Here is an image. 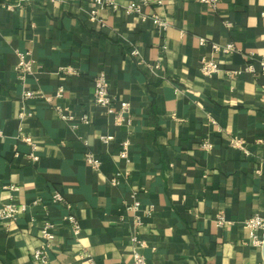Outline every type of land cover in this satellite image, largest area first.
<instances>
[{"label":"crops","instance_id":"1","mask_svg":"<svg viewBox=\"0 0 264 264\" xmlns=\"http://www.w3.org/2000/svg\"><path fill=\"white\" fill-rule=\"evenodd\" d=\"M117 1L114 10L93 0H0V205L12 196L27 205L0 218V264H133L135 248L148 264H261L245 220L264 214V74L244 67L247 54L264 55V0H219L216 9ZM133 1L139 10L127 8ZM229 41L238 52L214 50ZM21 53L33 72L18 70ZM203 57L220 70L204 74ZM101 72L116 110L130 103L124 121L95 102ZM27 90L40 96L24 98ZM135 197L139 225L127 208ZM48 220L55 238L42 262L35 251Z\"/></svg>","mask_w":264,"mask_h":264},{"label":"built area","instance_id":"2","mask_svg":"<svg viewBox=\"0 0 264 264\" xmlns=\"http://www.w3.org/2000/svg\"><path fill=\"white\" fill-rule=\"evenodd\" d=\"M100 6H111L114 10H116L119 7V3L117 0H93ZM201 2H205L209 4L212 8L216 9L219 0H199ZM141 7V3L138 1H133L127 5V8L129 10H139ZM154 20L159 23L160 25L167 26L168 22L164 18L160 16H154ZM206 41V38H202V42L204 43ZM213 48L215 51H222L225 53H234L238 52L239 49L237 48L236 44L232 41L226 42V43H220V42H214ZM133 53L138 54L139 50L136 48L133 49ZM247 64L244 67L245 71L257 73L260 72L264 74V55L257 57L254 54H247ZM201 71L204 74L210 75L218 70H220L219 62L212 58L207 59L205 57L202 58L201 62ZM156 67H160V64H156ZM18 70L23 74H28L33 72V65L32 60L29 59L25 53L20 54V60L17 65ZM232 72L238 74L241 72V70H233ZM95 82V102L98 105H102L106 107L107 112L114 113L116 116V120L118 121H124L126 118V114L130 112V103L128 101H122L121 102V108L119 111L116 110L114 107L115 98L112 95L110 91V83L106 77V75L101 72L97 74L94 78ZM58 96H62L64 94V87L60 86L56 92ZM24 98L33 97V96H40L39 93L27 90L23 94ZM56 109L59 112V115L63 119L72 120L74 118L73 115L68 113L66 111V107L58 104L56 105ZM83 121L88 122L89 118L87 115H83L81 117ZM129 120V119H128ZM20 137L34 145V142L28 134L23 132L22 127L20 128ZM2 134V130H0V135ZM101 138L104 141H110L114 138V134L112 133H103L101 135ZM129 145L130 140L126 139L122 142V149L121 154L123 157L128 158V151H129ZM30 156L34 159H38V155H36L34 152L30 153ZM86 159L87 161L92 164L94 167H99L101 165V160L99 157L95 155L94 152L88 151L86 153ZM12 189H18L19 187L15 184L10 185ZM53 198L55 201H64V196L61 192L55 191L53 194ZM141 201L139 198L135 197L134 201L127 205V208L135 213V221L136 224L142 223L141 216L137 213V211L140 209ZM27 208V205L25 203H20L14 200V196H12L11 200L9 202H5L0 205V218L2 219H15L18 217V215L22 212H24ZM68 219L73 223L75 232L78 234L80 232V224L77 218L74 215H69ZM219 221L222 223L224 222V217L220 216ZM245 224L247 228L250 231V237L251 242L255 245H258L261 247V249L264 252V214L260 212H256L246 218ZM55 224L54 222L48 220L41 228V234L43 236V243L41 246H39L35 251V257L39 259L42 262H47L49 260V249L51 248L52 241L55 238ZM134 260L133 264H148L147 259L142 251H140L138 248L134 249ZM88 259L93 262V257L88 253L87 254ZM261 264H264V258L263 262Z\"/></svg>","mask_w":264,"mask_h":264}]
</instances>
